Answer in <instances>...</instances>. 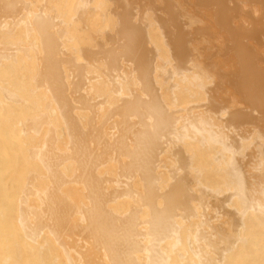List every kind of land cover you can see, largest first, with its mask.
Masks as SVG:
<instances>
[{
  "label": "bare ground",
  "instance_id": "6f19581e",
  "mask_svg": "<svg viewBox=\"0 0 264 264\" xmlns=\"http://www.w3.org/2000/svg\"><path fill=\"white\" fill-rule=\"evenodd\" d=\"M120 1L0 0V264H264L262 64L226 111Z\"/></svg>",
  "mask_w": 264,
  "mask_h": 264
},
{
  "label": "rangeland",
  "instance_id": "374dc122",
  "mask_svg": "<svg viewBox=\"0 0 264 264\" xmlns=\"http://www.w3.org/2000/svg\"><path fill=\"white\" fill-rule=\"evenodd\" d=\"M128 1V2H127ZM131 1V2H130ZM138 0H121L120 2H121V4H125L126 5V7H127V5H128V9H130L129 8V5H131V7L134 9H136V5L134 6V4H136V2H137ZM149 1H152V0H149ZM148 0H143L142 2L144 3V4H146V5H144V6H142L141 7V0H140V2H138V3H140V5L137 3V5L140 7H138L137 6V11L138 12H131V11H129L130 12V14H132L133 13V15L135 14V13H140V15L142 14V11L144 10L145 12H146V9L145 8H147V6H148V8L150 7V9H148L147 8V11L149 10L150 12H148V14L146 13H144V11H143V13H144V16H152V18L154 19V18H156V22L158 23V25L161 27V33L164 35V38L162 37V39H164V40H166V43H164V46H165V44L166 45H168V46H170L167 50L168 51H170L169 53H170V55L171 54H173V55H171V59L172 60H174V65H176L175 63H177L178 65H179V63H181L183 66L184 65H186L187 63V65H192L193 67H195V70L197 71V72H199V73H201L202 75H205V76H208L210 79H212V81H214L213 83L215 84V85H213V83L211 84V85H213V86H215V91L214 90H212L211 91V88L213 89L214 87L212 86L211 87V85L209 84L208 86H210V87H207L206 86V93H211V95L210 94H208L209 96H214L213 98H216V100H217V98H218V100H221L220 99V97L222 98V100L227 104V106L228 107H226L225 106V109L224 110H226L227 111V108L228 109H230L231 107V109H233L234 107L233 106H231V107H229V105H231L232 104V100H230V94H232L231 95V97H232V99L233 98H235L240 104L241 103H243L244 101L243 100H241L240 99V95L241 94H239V93H237L238 91L240 92L242 89L241 88H239V86H240V82H241V80H240V76H241V74H242V72L243 71H247V67H246V64H244V59L243 58H245V57H247V59H249V60H247V61H249L248 63L250 64V63H252L251 65L252 66H256L257 67V65H258V67L261 65V67L259 68V69H261L262 71H264V61H261V60H264V58H262V57H264V37H262V35L261 34H263L264 33V19H262V18H264V0H262V5H261V3H260V1L261 0H259L258 1V3H256L257 2V0H254L253 2H251V4H250V1H248L249 3L247 4V1L246 0H243V1H245L244 3H243V1L241 0H236L237 1V3H243V4H240L241 6H242V8H243V5H246V7L249 9V7H251L250 9H249V12L245 9V8H241V6L240 7H237V6H239V4L236 6V1L235 0H217V1H212V2H210L211 0H184V3H183V0H162L161 2H160V4H159V1L158 0H153V2H149ZM155 1H156V3H155ZM198 1H200L201 3V5H197V3L199 4V2ZM209 1V2H208ZM223 1H224V3H223ZM234 1H235V3H234ZM135 2V3H134ZM175 2V3H174ZM219 2V3H218ZM229 2V3H228ZM132 3H133V5H132ZM155 4V5H152V4ZM180 3H181V5H180ZM215 3H217L216 5H214ZM222 3V4H221ZM228 3V4H227ZM233 3H234V5H233ZM256 3V4H255ZM260 3V4H259ZM149 4H150V6H149ZM162 4V5H161ZM254 4V5H253ZM171 5V6H170ZM212 5H214V6H212ZM221 5H223V6H221ZM226 5H228V6H230V7H226ZM257 5V6H256ZM261 5V6H260ZM121 6V5H120ZM119 6V7H120ZM151 6H154L155 8H156V10L154 9V8H152ZM160 6V7H159ZM162 6H164V7H162ZM175 7V9L178 11H175V9L173 8V7ZM177 6V7H176ZM200 6H202V8L200 7ZM219 6H221V7H219ZM238 8V14H239V11L241 10V13L240 14H243V15H236L237 13V11L235 12V8L236 7ZM126 7H124V9L122 10V6L120 7V9L121 10H119V11H125L126 9ZM144 7V9L142 10V8ZM195 7H197V8H195ZM207 7H209V8H207ZM219 7V8H218ZM252 7H256V9H252ZM262 7V8H261ZM158 8L160 9L161 8V11L159 12L158 11ZM182 8H183V10H182ZM213 8H214V10H213ZM229 8H232V9H234L233 11L231 10V9H229ZM236 8V9H237ZM240 8V9H239ZM139 9H140V11H139ZM151 9H153V11L154 12H152V10ZM167 9H168V11H167ZM180 11H179V10ZM220 9V10H219ZM223 9H225V10H223ZM228 9V10H227ZM142 10V11H141ZM182 10V11H181ZM185 10V11H184ZM217 10H219V11H217ZM242 10L245 12H247V13H242ZM252 10H254L253 11V13H251L252 12ZM255 10H256V13H257V15H256V13H254L255 12ZM135 11V10H134ZM173 11H175V13H173ZM200 12V13H197V12ZM223 11H228V12H223ZM258 11H259V13L261 12V15L258 13ZM161 12H162V14H161ZM168 12V14H166ZM172 12V13H171ZM180 12V13H179ZM234 12V13H233ZM155 15H154V14ZM158 13H160V18H158L159 17V15H158ZM189 13V14H188ZM193 13V14H192ZM222 13V14H221ZM248 13H250L254 18V20L253 19H251V18H249L251 15H247ZM153 14V15H152ZM172 14H175L174 16H172ZM177 14H178V16H177ZM182 14V15H181ZM215 14V15H214ZM219 14H220V16H219ZM230 14H231V16H230ZM254 14H255V16H254ZM143 15V14H142ZM164 17H163V16ZM188 15H189V19H188ZM227 17H226V16ZM246 15H247V17H246ZM261 17H260V16ZM262 15H263V17H262ZM138 16H139V14H138ZM143 16V17H144ZM155 16H157V17H155ZM168 16H172V18H174V20L172 19V18H170V17H168ZM181 16V17H180ZM203 16V17H202ZM219 16V18L218 19H216L217 17ZM230 16V17H229ZM234 16V17H233ZM244 17V19L242 18V17ZM133 17V16H132ZM135 18H137L136 17V15L134 16ZM133 17V19L135 20V18ZM167 17V18H166ZM179 18L178 20L176 19V18ZM216 17V18H215ZM224 17V18H223ZM231 17H233V18H231ZM235 17H239V18H237V20H236V18ZM257 17V18H256ZM258 17H260V18H258ZM141 18L142 17H139L138 19H137V21H139V19H140V21H141ZM158 18V19H157ZM163 18H165V19H163ZM170 18V19H169ZM183 18V19H182ZM201 18V19H200ZM213 18H215V20L213 19ZM242 18V19H241ZM248 18V19H247ZM256 18V19H255ZM168 19L170 20V23L172 24H170V25H168L169 24V21H168ZM184 22L183 24L181 23V20ZM197 19H199V20H197ZM261 19H262V21H261ZM133 20V21H134ZM163 20V21H162ZM180 20V21H179ZM224 20V21H223ZM238 20H239V22H240V20H241V22L240 23H242V22H244L245 20H246V22L245 23H243V24H245V28H240V27H242V26H240L239 27V22H238ZM256 20V21H255ZM136 21V20H135ZM136 21V22H137ZM171 21H175L174 23L175 24H173V22H171ZM176 21H179L180 23H181V25H180V23L179 22H176ZM187 21H188V23H187ZM200 21V22H199ZM216 23H215V22ZM229 21V22H228ZM237 21V22H236ZM249 21V22H248ZM159 22H161L160 24H159ZM167 22V23H166ZM223 22H225V23H223ZM235 22H236V27L234 26V24H235ZM257 22V23H256ZM138 23H140V22H138ZM138 23H137V25H138ZM166 23V26L165 25H163V24H165ZM187 23V24H186ZM189 23H191L190 25H189ZM197 23V24H196ZM238 23V24H237ZM248 25H247V24ZM254 23V24H253ZM195 24V25H194ZM232 25V27L231 26H228V25ZM243 24H241V25H243ZM163 25V26H162ZM167 25H168V27H167ZM201 25H203V26H201ZM226 27H229L228 29H229V31H227L228 33H231V32H234V31H236L238 28H240L239 30L241 31H243V33L242 32H240V33H238L239 32V30H237V32L235 33H232V34H230V36H232V38L231 37H229V35H227L228 33L226 32V30H224L225 29V26ZM237 25H238V27H237ZM247 25V26H246ZM175 26V27H174ZM181 26H182V28H181ZM184 26V27H183ZM206 26V27H205ZM224 26V27H223ZM169 27H171V28H169ZM172 27H173V32H174V29L175 28H177L176 30H175V36L173 35V33L171 32L172 31ZM179 27V28H178ZM197 27H199V28H196ZM224 29H223V28ZM244 27V26H243ZM261 27H263V28H261ZM204 28V29H203ZM208 28V29H207ZM230 28H232V31H231V29ZM235 28H237V29H235ZM252 28V29H251ZM254 28V29H253ZM256 28V29H255ZM168 29V30H167ZM181 29V31L179 32L178 30H180ZM185 29V30H184ZM195 29V30H194ZM205 29L208 31V33H209V35L208 34H206L207 33V31H205ZM227 29V28H226ZM235 29V30H234ZM249 29H251V32H250V30ZM170 30V31H169ZM198 30H199V32H198ZM203 30V33H200L201 31ZM222 30V31H221ZM224 30V31H223ZM246 30V32H244ZM255 30V31H254ZM260 30H262L261 32H260ZM168 31L169 32H171L170 34H168ZM182 31H184V32H182ZM196 31L198 32V33H200V35L198 34V35H193L194 33H192V32H195L196 33ZM220 31V32H219ZM231 31V32H230ZM204 32H205V34H204ZM178 33V34H177ZM179 33H181V34H179ZM189 33H190V35H189ZM217 33V34H216ZM226 33V34H225ZM241 33L243 34V35H241ZM250 33V34H249ZM201 34H203V35H201ZM213 34L215 35V37L213 36ZM220 34V35H219ZM258 34V35H257ZM171 35H173V38L175 37L178 41H180L181 39L183 40L182 42H184V40H186L184 43H182V42H180L181 44H184L183 45V48L184 49H186L185 51H181V47H182V45L181 46H178V41H177V44L174 42V40H172L173 38L172 37H170ZM178 35H182V36H184V37H182L181 36V38H180V40L177 38L178 37ZM185 35H186V37H187V35H188V37H187V39L185 38ZM238 35V36H237ZM256 35V36H255ZM167 36H168V38H167ZM190 36V37H189ZM195 36V37H194ZM199 36V37H198ZM206 37V39H205V37ZM213 36V37H212ZM224 36V38H220V37H223ZM262 37V38H261ZM202 38H203V40H205V41H203L202 40ZM220 38V39H219ZM229 38V39H228ZM239 38V40H241V38H244V39H242L241 41L242 42H239V40H237ZM254 38L257 40H254ZM192 39V40H191ZM227 39V40H226ZM232 39V40H231ZM235 39V40H234ZM197 40V42H195ZM229 40H231V41H229ZM234 40V41H233ZM237 40V41H236ZM254 40V41H253ZM169 41V42H168ZM221 41H223V42H221ZM236 41V42H235ZM261 41V42H260ZM163 42H165V41H163ZM162 42V43H163ZM170 42H173V43H171L170 44ZM211 42H213V43H211ZM221 44H220V43ZM231 43V45H229V46H227V43L228 44H230ZM245 42V43H244ZM180 43H179V45H180ZM188 43V44H187ZM192 43V44H191ZM243 45H242V44ZM247 43V44H246ZM260 43H261V45H260ZM173 44L175 45L176 44V46H178V47H180V49H178L177 50V48L178 47H173ZM189 44H191V46L189 45ZM224 44V45H223ZM232 44H234V45H232ZM258 44H259V47H258ZM148 45V44H147ZM187 45V46H186ZM214 45V46H213ZM220 45H221V47H220ZM242 45V46H241ZM149 46V45H148ZM199 46V47H198ZM213 46V47H212ZM224 46H226L227 48H225V49H223V47ZM230 46H232V47H230ZM235 46V47H234ZM243 46H246V47H243ZM171 47H173V48H175L177 51H175L174 52V50L175 49H173V48H171ZM189 47V48H188ZM192 47V48H191ZM230 48V50H229V48ZM208 48V49H207ZM212 48H215V49H212ZM239 49V50H237V49ZM246 48V49H245ZM184 49H182V50H184ZM196 49V50H195ZM206 49V50H205ZM211 49V50H210ZM223 49V50H222ZM232 49V50H231ZM233 49H235L234 51H233ZM150 50H152L153 52L155 51V49H153V46H152V49H150ZM173 50V51H172ZM237 50V51H236ZM240 50H243V51H246V53H244L243 51H240ZM251 50V51H250ZM172 51V52H171ZM188 51H190V52H188ZM198 52V53H195V52ZM240 51V52H239ZM248 51H250V53H248ZM253 51H254V53H256L257 51V53L256 54H254L253 53ZM179 52V53H178ZM183 53V56L181 57V55H182V53ZM185 52V53H184ZM191 52H193L194 54H191V55H189ZM222 52H224V53H222ZM235 52V53H234ZM243 52V53H242ZM252 52V53H251ZM181 53V55H178V54H180ZM211 53L212 54H214V55H212L211 56ZM215 53H217L216 55H215ZM224 54V55H227V54H229L228 56H224V55H222V54ZM227 53V54H226ZM151 54H153V55H155V53H151ZM198 54V55H197ZM219 54V55H218ZM259 54V55H258ZM151 56V57H153V58H155V61H156V63L158 62L157 61V58L155 57V56ZM176 55V56H175ZM233 55V56H232ZM237 55V56H236ZM239 55V56H238ZM254 55L256 56V55H258L256 58H254ZM178 56L179 57H181L180 59L178 58ZM215 56V57H214ZM224 56V57H223ZM235 56L237 57V58H235ZM262 56V57H261ZM173 57V58H172ZM175 57L177 58V59H175ZM234 57V58H233ZM243 57V58H242ZM250 57V58H249ZM251 57H253V58H251ZM185 58V59H184ZM235 60V61H233V62H238V64H240L241 66H239V65H237L236 63H233V62H231L232 60ZM240 58V59H239ZM259 60H258V59ZM181 59H182V61H181ZM250 59H252L254 62H251V60ZM255 59H257V60H255ZM176 60H177V62H176ZM239 60H242V61H240V63H239ZM246 60V59H245ZM154 61V59L151 61L152 62V64H153V66H154V64H155V62H153ZM209 61V62H208ZM227 61V62H226ZM261 62V63H259V62ZM184 62V63H183ZM193 62L195 63V64H193ZM196 62H199L200 63V65L198 64V63H196ZM242 62H243V65H244V68H243V66H242ZM258 62V63H257ZM173 63V62H172ZM204 63V64H203ZM224 63V64H223ZM232 63V64H231ZM254 63H255V65H254ZM228 64V65H227ZM230 64H231V66H230ZM214 65H218V66H214ZM221 65V66H220ZM223 65H225V66H223ZM237 65V66H236ZM234 66V67H233ZM204 67V68H203ZM227 67H229L228 68V71L226 70L227 69ZM230 67L232 68L231 70H230ZM236 67H238V68H236ZM240 67V68H239ZM246 67V68H245ZM257 67V68H258ZM207 68V69H206ZM213 68V69H212ZM226 68V69H225ZM235 68V69H234ZM209 69H211V70H209ZM218 69V70H217ZM220 69V70H219ZM234 69V70H233ZM237 69H239V70H237ZM215 70H217L216 72H215ZM225 70H226V73H224L225 72ZM261 70H258V71H261ZM224 71V72H223ZM233 71V72H232ZM227 72H229V74L227 73ZM230 72H231V74H230ZM222 73V74H221ZM261 73V72H260ZM263 73V72H262ZM219 74V75H218ZM228 74V75H227ZM240 74V75H239ZM239 75V79L237 78L236 79V77ZM244 75H242V77H243ZM230 77H233V78H230ZM230 78V79H229ZM214 79V80H213ZM223 79H224V82L225 83H223ZM229 80H233V82L231 81V83H230V81ZM220 81V84H218V82ZM221 83H222V86H220L221 85ZM208 84V83H207ZM207 84H205V85H207ZM216 84H218V85H216ZM225 85V86H224ZM217 86H219V88H220V90H221V92H226V93H224V94H222L220 91V95H219V92H218V90L219 89H216V87ZM234 86V89L236 90H234L232 87ZM223 87H224V89H223ZM227 88V90L230 92V91H232L233 93H236V94H233L232 92L231 93H228L227 92V90L225 91V89ZM239 88V90H237L236 88ZM209 89H210V92H209ZM233 89V90H232ZM241 89V90H240ZM217 90V91H216ZM235 91V92H234ZM162 93H164V91L162 92ZM216 94V95H215ZM223 95H225V96H223ZM227 95H229L228 97H227ZM225 97V98H224ZM240 100V101H239ZM231 104H230V103ZM233 105V104H232ZM236 106H239V105H237L236 104ZM230 109V110H231ZM229 110V111H230Z\"/></svg>",
  "mask_w": 264,
  "mask_h": 264
}]
</instances>
